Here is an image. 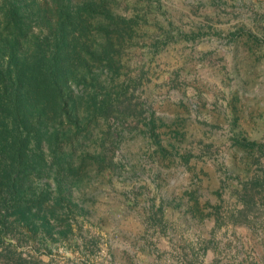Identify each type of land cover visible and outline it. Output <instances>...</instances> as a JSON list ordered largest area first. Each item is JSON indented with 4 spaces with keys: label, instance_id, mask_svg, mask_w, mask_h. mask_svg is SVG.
I'll return each instance as SVG.
<instances>
[{
    "label": "rangeland",
    "instance_id": "1",
    "mask_svg": "<svg viewBox=\"0 0 264 264\" xmlns=\"http://www.w3.org/2000/svg\"><path fill=\"white\" fill-rule=\"evenodd\" d=\"M105 1L99 85L42 146L48 225L0 224V264H264V0Z\"/></svg>",
    "mask_w": 264,
    "mask_h": 264
},
{
    "label": "trees",
    "instance_id": "2",
    "mask_svg": "<svg viewBox=\"0 0 264 264\" xmlns=\"http://www.w3.org/2000/svg\"><path fill=\"white\" fill-rule=\"evenodd\" d=\"M100 5L108 4L105 0H4L0 7V224L4 226L34 229L38 221L48 225L44 202L50 183L38 187L35 179L50 173L42 146L57 145L65 130L61 128L68 125L65 121L80 118L83 96L75 94L72 85H99L90 64L96 52L85 38L86 13ZM35 17L47 32L31 34ZM109 46L104 45V50ZM96 92L88 107L100 102ZM106 103L101 101L99 111L107 109ZM73 151L62 156L69 168ZM65 167L56 168L57 187Z\"/></svg>",
    "mask_w": 264,
    "mask_h": 264
}]
</instances>
